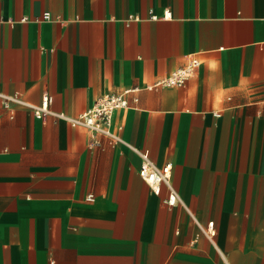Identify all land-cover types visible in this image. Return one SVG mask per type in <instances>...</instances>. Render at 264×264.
I'll list each match as a JSON object with an SVG mask.
<instances>
[{
  "label": "crops",
  "instance_id": "1",
  "mask_svg": "<svg viewBox=\"0 0 264 264\" xmlns=\"http://www.w3.org/2000/svg\"><path fill=\"white\" fill-rule=\"evenodd\" d=\"M127 87L114 128L182 203L131 147L0 102V264H264V0H0L1 91L77 116Z\"/></svg>",
  "mask_w": 264,
  "mask_h": 264
},
{
  "label": "built area",
  "instance_id": "2",
  "mask_svg": "<svg viewBox=\"0 0 264 264\" xmlns=\"http://www.w3.org/2000/svg\"><path fill=\"white\" fill-rule=\"evenodd\" d=\"M165 15H170V12L167 11ZM151 17L156 19L157 15L152 14ZM42 19H51V14L49 12H45ZM199 65V59L191 57L186 65L173 70L165 77L158 78L154 83L149 84L147 87L153 88L155 86L184 85ZM139 89V87H127L120 91L108 92L100 96L91 107L77 116L53 110L51 108L53 96L48 92L43 94L40 103L35 104L26 101L18 93H7L0 90V102L5 107H10L11 104L27 106L33 111L34 116L39 119H45L47 116L53 115L58 119L66 120L72 125H81L86 127L90 136L89 146L91 148L102 145L103 139H105L108 144L112 146L125 144L126 146L131 147L141 157L139 174L148 182L152 190L156 194H160L162 187L165 186L167 195L164 198V201L169 205L182 203V198L171 180V164L168 163L165 165H158L151 158L148 151L141 150L128 143L121 136L119 131L114 128L115 112L129 106L130 95H134L137 98L136 93ZM93 198V194L88 195V199L92 200ZM208 232L210 235H214L215 233L213 229V221L208 223Z\"/></svg>",
  "mask_w": 264,
  "mask_h": 264
}]
</instances>
